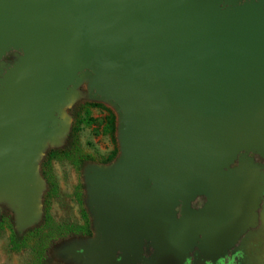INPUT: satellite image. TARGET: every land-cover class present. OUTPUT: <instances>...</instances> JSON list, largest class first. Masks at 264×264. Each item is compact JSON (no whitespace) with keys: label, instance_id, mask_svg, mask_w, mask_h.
I'll return each instance as SVG.
<instances>
[{"label":"water","instance_id":"water-1","mask_svg":"<svg viewBox=\"0 0 264 264\" xmlns=\"http://www.w3.org/2000/svg\"><path fill=\"white\" fill-rule=\"evenodd\" d=\"M239 1L0 0V203L19 230L42 217L39 162L84 85L115 111L120 153L85 167L96 236L64 256L184 264L195 230L250 214L257 166H230L264 152V0Z\"/></svg>","mask_w":264,"mask_h":264},{"label":"rangeland","instance_id":"rangeland-1","mask_svg":"<svg viewBox=\"0 0 264 264\" xmlns=\"http://www.w3.org/2000/svg\"><path fill=\"white\" fill-rule=\"evenodd\" d=\"M79 92V98L67 108L72 118L70 133L60 146L54 147L62 152L72 151L69 158L64 153L54 157L51 173L54 185L45 187L39 222L19 230L12 206L6 201L0 203V222L3 224L0 227V264H81L72 256H64L63 249L96 236L87 206L84 170L89 164H106L108 155L115 149L118 151L117 132L116 135L106 132V117L113 113L117 124V116L112 107L89 99L85 85ZM40 223L41 227L38 226ZM17 232L24 237L23 248L18 250L11 244ZM50 236L52 243L47 248L46 261L42 263L39 256H44L45 249L41 241Z\"/></svg>","mask_w":264,"mask_h":264},{"label":"flooded vegetation","instance_id":"flooded-vegetation-1","mask_svg":"<svg viewBox=\"0 0 264 264\" xmlns=\"http://www.w3.org/2000/svg\"><path fill=\"white\" fill-rule=\"evenodd\" d=\"M251 1L240 0L239 3ZM255 1L259 2L260 0ZM108 116L106 118L111 117ZM115 127L114 135L117 132V124ZM57 151L54 146L48 147L39 162V174L46 185L51 183L54 152ZM115 151L116 157L111 162L116 160L118 153H120L119 149L118 151L115 149L108 157L113 156ZM244 155L246 159L253 160L257 166L258 182L255 184V190H253V194H257V198L251 201L249 205L250 214L232 220L224 219L223 222L219 220L221 223L213 221V230L210 231L195 230L190 239L192 247L184 264H264V152L242 151L230 167L232 169L237 168L241 157ZM207 203L208 198L205 195H198L191 201L189 207L193 211H199L205 208ZM183 208L184 203L182 202L177 207L180 218L183 216ZM152 252L151 247L150 249L146 248L144 255L149 257ZM210 252L215 253V255L207 256L206 253Z\"/></svg>","mask_w":264,"mask_h":264},{"label":"trees","instance_id":"trees-1","mask_svg":"<svg viewBox=\"0 0 264 264\" xmlns=\"http://www.w3.org/2000/svg\"><path fill=\"white\" fill-rule=\"evenodd\" d=\"M8 59H10V60H12L13 59V57L12 56H9V58ZM111 115V117L110 118H108V120H107V126H106V132H108V133H110L111 135H114V133H115V129H116V127H115V116L113 115V113H111L110 114ZM71 151L72 150H67L66 152H62V151H60V152H54V157H60V156H62V153H64V155L67 157V158H69L70 157V153H71ZM116 157V152L115 153H113V156H111L107 161H106V163H109V162H111L114 158ZM50 185L53 187V183H50ZM40 225H42L41 223L38 225V226H40ZM3 226V224H2V222H0V227H2ZM41 227V226H40ZM51 237V236H50ZM23 241H24V237L22 236V234H20V233H16V235H13V237H12V239H11V244H12V246L13 247H15V249L16 250H18V249H21V248H23L22 246V243H23ZM52 241V237L49 239V237L46 239V240H44V242H46V243H44V242H42L41 241V243H42V245L41 246H43V249H45L44 251V256L42 257V255L41 256H39L40 257V259H41V262L43 263L44 261H46V257H45V254H46V251H47V248L49 247V245L52 243L51 242ZM48 243V244H47ZM48 245V246H47ZM42 254V253H41Z\"/></svg>","mask_w":264,"mask_h":264}]
</instances>
